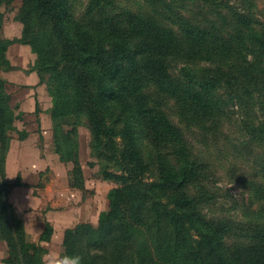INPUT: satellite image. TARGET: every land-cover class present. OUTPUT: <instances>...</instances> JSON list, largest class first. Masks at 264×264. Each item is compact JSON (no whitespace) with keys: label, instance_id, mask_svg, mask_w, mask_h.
I'll return each instance as SVG.
<instances>
[{"label":"trees","instance_id":"1","mask_svg":"<svg viewBox=\"0 0 264 264\" xmlns=\"http://www.w3.org/2000/svg\"><path fill=\"white\" fill-rule=\"evenodd\" d=\"M20 1V39L3 34L2 6ZM256 0H0V241L5 264H44L10 195L16 123L3 74L16 42L52 97L54 151L85 189L80 126L90 129L91 167L115 183L97 225L78 223L60 257L81 264H264V20ZM240 137L231 140L228 127ZM203 146L204 150L198 148ZM223 146V149L221 147ZM215 149L217 156L211 152ZM246 163L228 176L250 195L241 215L217 206L218 157ZM221 211V212H220Z\"/></svg>","mask_w":264,"mask_h":264},{"label":"rangeland","instance_id":"2","mask_svg":"<svg viewBox=\"0 0 264 264\" xmlns=\"http://www.w3.org/2000/svg\"><path fill=\"white\" fill-rule=\"evenodd\" d=\"M256 2L258 6V16L264 20V0H256ZM19 6L20 1H16L13 7H1L2 12L4 13L3 34L5 38L17 40L22 37L23 24L17 19ZM8 58L15 69L4 73L3 76L9 83L8 88L13 97V107L17 109V112H22L24 115L23 119L16 123V127L19 131H26L29 133L26 141L20 140L17 132L14 133V141L21 145H25V147H19V149L15 150L16 152L13 155V163L17 166V161H20V158L22 157L24 160L28 161L27 164H30L31 169H37L36 166L38 164L43 165L44 170L41 174V181L35 186L36 188L41 187L44 189L34 190V210L31 209L37 214L40 222H43L47 215H57V213L62 211V206H64L58 197H56L55 203L53 201L51 202L54 198V192H49L50 190L45 191V189L47 190V187L56 180L57 176H60V171L53 169V166L59 163L60 157L54 151V143L52 139V121L49 114V110L52 106V97L49 94L47 83L42 82L39 74L34 69L37 55L32 51L29 45L20 42L14 43L9 47ZM78 131L80 161L83 166L85 177V189L80 190L81 192H71L70 195L75 199L78 198V203H80L81 200L86 203L87 201H89V203L94 202L97 207L94 205L93 207L97 209V212H101L108 207V193L116 185L115 183L104 181L99 177L98 166H89V163L94 161L91 157L90 150V129L87 126H80ZM228 133L233 141H236V139L241 136L237 125L228 127ZM197 146L201 150H204V147L200 144H197ZM221 149H223V146ZM211 152L216 156L218 155L215 149H212ZM217 159L219 161L217 167V185L221 196L217 210L219 211L221 206H223L227 210V214L241 215V208L248 205L250 195L244 185L235 183L230 179L228 171L233 166L237 168H245L246 163H243L241 159L234 155H230L227 159L219 157ZM47 164L49 166L48 168L46 167ZM61 164L63 163L61 162ZM63 165L67 169L69 175L72 165ZM246 168L247 169L245 170L249 171V168ZM62 175H65L64 171ZM42 191H44V193ZM32 216H34V214H32ZM91 221H95V218L89 217V223ZM34 222L35 221H30L32 226L29 228V234L32 239L36 241L38 239L39 229L35 227ZM80 222L84 221L81 219ZM80 222H76L72 227ZM42 229L44 230V226ZM62 242L60 244H57V242L52 243L50 253H55L60 257L62 252ZM5 246V248H7L6 244ZM2 252L4 254V248Z\"/></svg>","mask_w":264,"mask_h":264},{"label":"crops","instance_id":"3","mask_svg":"<svg viewBox=\"0 0 264 264\" xmlns=\"http://www.w3.org/2000/svg\"><path fill=\"white\" fill-rule=\"evenodd\" d=\"M19 147L24 148L25 145H21L14 140L11 142V147L7 157V178L9 180H14L20 175L21 180L25 185L15 187L12 190L10 199L16 211L24 219L28 232L29 228L32 226L30 221H35V227L39 229L38 239L36 241H40L46 224L49 223L52 225L54 233L51 241L41 242V244L45 248H47L50 253L52 243L57 242V244H60L64 237L65 231L68 228L72 227V225H74L76 222H80L81 219L84 222L80 223L89 222V217H93L95 218V221H91L90 223L98 224L100 214L109 209V202L108 207L101 212H97V209L93 207V205L97 207L94 202L89 203V201H87L86 203L81 200L80 203H78V198L75 199L74 197H72V195H70V193L81 191L70 186L67 169L63 164H61V161H59L60 164L58 163L57 165L53 166V169H55L56 171H60V176H57L56 180L53 181L52 184L47 187V190L45 189V191L50 190L49 192H54V198L51 200V202L53 201L55 203L56 197H58L61 203L64 204V206H62L63 208L60 213H57V215L55 216L53 214H49L46 216V219H44L43 222H40L39 217H37V214L32 210H34L33 205L35 202L34 190L44 189L41 187L36 188L35 186L36 184L38 185L41 181V174L44 168L42 164H38L36 166L37 169H31L30 164H27L28 161L24 160V158L22 157L20 158V161H17L16 166V164L13 163V155L16 152L15 150L19 149ZM46 167H49L48 164L46 165ZM62 170L65 172V175H62ZM42 192L44 193V191ZM32 214H34V216H32ZM43 226L44 230L42 229ZM5 247V243L0 241V264H5L3 262V260L7 257V248ZM3 248L5 249L4 254L2 252Z\"/></svg>","mask_w":264,"mask_h":264},{"label":"clouds","instance_id":"4","mask_svg":"<svg viewBox=\"0 0 264 264\" xmlns=\"http://www.w3.org/2000/svg\"><path fill=\"white\" fill-rule=\"evenodd\" d=\"M44 264H81V258L67 255L59 257L55 253H49L44 257Z\"/></svg>","mask_w":264,"mask_h":264}]
</instances>
